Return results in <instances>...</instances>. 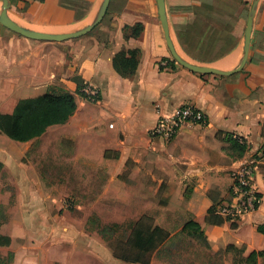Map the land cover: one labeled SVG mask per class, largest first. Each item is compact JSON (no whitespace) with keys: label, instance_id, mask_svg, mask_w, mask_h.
I'll return each instance as SVG.
<instances>
[{"label":"crops","instance_id":"0c3cea01","mask_svg":"<svg viewBox=\"0 0 264 264\" xmlns=\"http://www.w3.org/2000/svg\"><path fill=\"white\" fill-rule=\"evenodd\" d=\"M7 1L12 22L47 34L83 29L102 2ZM252 1L164 0L176 54L193 65L236 70ZM115 61L121 69L128 61L134 67L121 75ZM74 76L83 88L98 90L96 103L80 95L83 88L77 90ZM48 91L74 97L76 109L67 122L26 142L0 132V264H124L96 232L86 230V222L62 220L67 212L56 200L81 195L76 183L101 170L94 178L97 198L123 197L124 191L140 198L146 185H155L153 196L165 200V213L183 218L176 231L193 221L213 253L229 245L242 249L244 257L264 253V234L258 231L264 227V166L254 177L260 198L254 212L235 226L209 213L229 201L231 173L264 144V0L253 16L247 61L228 76L201 75L176 63L156 0H110L95 28L63 42L27 39L0 24V115ZM185 104L203 114L204 125L183 127L169 142L149 136L159 117ZM76 167L84 176H76ZM1 172L13 183V197L2 189Z\"/></svg>","mask_w":264,"mask_h":264},{"label":"rangeland","instance_id":"374dc122","mask_svg":"<svg viewBox=\"0 0 264 264\" xmlns=\"http://www.w3.org/2000/svg\"><path fill=\"white\" fill-rule=\"evenodd\" d=\"M130 167H127L128 172ZM49 166L45 167L48 171ZM51 170V169H50ZM104 170L92 172V180L81 181L76 183L79 186L77 193L81 194L77 197L66 193L64 196L56 199L58 204L67 212L63 220H77L82 223L86 222V230L96 232L97 226L88 221L97 220L98 225L117 224L119 228L112 235L110 241H105L111 250H116L121 253L120 243L124 242L130 232L133 222L138 221L143 216L152 220L154 225L156 221H160V227L170 236L167 243L168 252H162L161 258L154 259L151 264H235L234 260L239 259L240 255L235 251L224 253V251L213 253L204 244V241L197 237H190L180 234L179 230L173 229L174 225L183 220L178 213H165V200L163 198L154 197V186L146 185V189L140 192L141 197H135L134 191H124L123 197H109L99 199L95 195L99 189V182L95 181L96 176H100ZM2 189L9 191L14 195L15 188L13 183L6 180V175L1 172ZM82 167H76V176H84ZM50 184V183H46ZM130 184V183H129ZM149 186V188H148ZM76 193V192H75ZM86 196H83V194ZM13 198H11V201ZM57 203V202H55ZM79 208L80 210H77ZM75 212V213H74ZM62 216V215H60ZM128 256L133 253L127 252ZM124 264H132L126 263ZM261 264H264V257L261 258Z\"/></svg>","mask_w":264,"mask_h":264},{"label":"trees","instance_id":"16d2710c","mask_svg":"<svg viewBox=\"0 0 264 264\" xmlns=\"http://www.w3.org/2000/svg\"><path fill=\"white\" fill-rule=\"evenodd\" d=\"M128 54L132 58L135 56V52H129ZM122 64L126 68L131 66V69H133L134 67L132 61L122 62ZM126 68L121 69L116 61L114 62V69L121 75L126 74ZM71 81L77 86V90L83 88V80L80 77L74 76ZM80 95L86 99L83 91H80ZM75 109V99L71 94L63 91H48L40 97L20 101L12 114L0 115V132L10 140L26 142L41 136L49 126L67 122ZM232 144L237 150L243 151V148L236 141H232ZM216 206L211 208L209 213L214 214ZM88 222L97 226L95 231L104 241H110L112 235L119 228L117 224L98 225L97 220ZM232 224V226H235L234 223ZM258 231L264 234V227H259ZM179 233L197 237L203 240L205 246L209 248L197 223L187 221L179 230ZM169 239L170 236L167 232L154 225L152 220L143 216L132 223L128 236L124 242L120 243L121 253L114 249L112 251L116 259L126 263L151 264L154 259L161 258L160 254L162 252H168L167 243ZM232 251L240 255L239 259L234 260L233 263L235 264H257L258 258L264 257L262 252H251L244 257L242 249L238 250L231 245L225 248L224 253ZM127 252H131L133 255L128 256ZM11 257L12 255L9 253L8 259L10 260Z\"/></svg>","mask_w":264,"mask_h":264},{"label":"built area","instance_id":"2783aa9c","mask_svg":"<svg viewBox=\"0 0 264 264\" xmlns=\"http://www.w3.org/2000/svg\"><path fill=\"white\" fill-rule=\"evenodd\" d=\"M82 91L88 102L96 103L99 100L97 89L86 86ZM193 124L204 125L205 118L194 106L185 104L178 107L172 115L159 117L149 136L169 142L180 129ZM261 166H264V144L237 171L231 173L230 199L216 206V215L227 222L237 223L257 209L260 198L254 185V177Z\"/></svg>","mask_w":264,"mask_h":264},{"label":"water","instance_id":"95a60500","mask_svg":"<svg viewBox=\"0 0 264 264\" xmlns=\"http://www.w3.org/2000/svg\"><path fill=\"white\" fill-rule=\"evenodd\" d=\"M0 1L2 3L1 12H0V24L2 26H4L5 28H7L8 30H10L11 32L16 33L22 37L27 38V39L35 40V41L63 42V41L69 40V39H75V38H79L81 36H84L87 33H89L93 28H95L101 22L103 16L105 15L110 0H102L101 4L99 6V9L97 11L96 17L92 21L91 24L84 27L83 29H80L76 32L68 33V34L40 33V32H36V31H32V30H28V29H25L23 27H20L19 25L12 22L7 16V9L9 7L8 1L7 0H0ZM258 1L259 0H253L252 1L251 9H250L249 14H248L246 27H245V31H244L243 58H242L240 66L234 71L221 72L219 70H216V69H213L210 67L193 65V64L181 59L176 54V52L174 51V48L171 44L170 38H169L167 20H166V15H165L164 0H156L159 20H160L161 27L163 30L165 43L167 45V48H168L172 58L182 68L189 70L193 73L201 74V75L216 74V75L228 76V75L233 74L234 72L240 71L244 67V65L247 61V57H248V53H249L250 35H251L252 27H253V16H254Z\"/></svg>","mask_w":264,"mask_h":264}]
</instances>
